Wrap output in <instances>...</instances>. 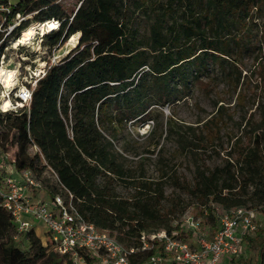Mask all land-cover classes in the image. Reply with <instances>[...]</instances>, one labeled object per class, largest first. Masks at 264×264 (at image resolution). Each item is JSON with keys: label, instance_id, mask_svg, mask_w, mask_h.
Listing matches in <instances>:
<instances>
[{"label": "trees", "instance_id": "1", "mask_svg": "<svg viewBox=\"0 0 264 264\" xmlns=\"http://www.w3.org/2000/svg\"><path fill=\"white\" fill-rule=\"evenodd\" d=\"M254 10H264V0H75L72 7L62 0H12L0 29V54L9 39L48 20L58 21L42 35L48 49L73 34L79 40L28 84V103L0 111V150L15 147L18 171L30 169L38 179L51 171L57 183L47 193H72L87 221L138 249L132 261L162 251L149 238L157 231L183 241L196 234L179 219L191 204L205 220V233L218 229L221 209L264 211V116L252 135L226 147L219 143L224 153L216 161L210 158L223 106L195 126L173 116L163 125L155 117L216 76L237 86ZM128 121H151L152 127L136 139L124 133ZM168 142L175 147L169 157ZM154 153L159 167L149 173L144 161ZM179 157L189 173L176 168ZM5 173L1 167L0 183ZM13 232L11 215L0 205V264H72L42 245L34 229L18 241ZM253 232L225 263L264 264V228ZM142 235L150 248L141 249Z\"/></svg>", "mask_w": 264, "mask_h": 264}, {"label": "built area", "instance_id": "2", "mask_svg": "<svg viewBox=\"0 0 264 264\" xmlns=\"http://www.w3.org/2000/svg\"><path fill=\"white\" fill-rule=\"evenodd\" d=\"M11 0H0V29L2 28L5 12H9ZM20 19L19 14L14 18L12 27ZM53 21L54 27L58 21ZM38 70L28 83L32 86L44 74ZM35 74V73H34ZM32 88L27 84L14 90V97L8 109L0 111H16L28 103ZM20 179L7 175L0 183V205L11 215L16 235L14 238L30 229H35V223L42 224L47 233V241L52 251L67 256L72 264H220L226 257L239 254L243 236L253 232L256 225L253 221V210L246 207H233L219 211V227L205 235L198 218L185 216L182 219L184 226L197 234V241L189 243L157 231L149 236L150 240H157L162 244V251L150 254L145 262L132 261L131 256L138 251L133 247H126L107 231L100 230L93 222L87 221L73 203V194L70 192L41 195L44 184L32 170L19 171ZM37 192L34 193V191ZM141 249L152 246L145 241L142 235Z\"/></svg>", "mask_w": 264, "mask_h": 264}, {"label": "rangeland", "instance_id": "3", "mask_svg": "<svg viewBox=\"0 0 264 264\" xmlns=\"http://www.w3.org/2000/svg\"><path fill=\"white\" fill-rule=\"evenodd\" d=\"M62 1L69 7L75 4V0ZM29 28L36 30L33 39H31L32 42L17 44L15 39H9L2 54H0V68L17 69L13 79L14 86L9 90L4 87L2 80H0V103H2V100H12L14 90L24 84H30L28 82L32 80L38 70H45L48 64L61 59L76 46L78 41V34H73L59 46L50 50L43 45L42 36L48 29L43 31L39 29L40 27L37 28L34 25ZM250 29L248 36L250 40L244 48L249 49V51L246 53L242 65L239 66L241 78L236 87L230 84L225 77L216 76L211 78L210 84L207 82L203 85L205 89L196 86L192 88L191 94L186 98L164 106L155 114L156 119L163 125H165L167 116H173L178 123L195 126L201 125L203 121L217 114L220 107L223 106L218 115L222 121L221 128L217 134L218 143L211 154L212 158H210L213 161L218 160L219 156L224 153L219 143L226 147L228 141L230 143L234 138L245 134L252 135L253 132H256L261 127V118L264 116V10H254V23L251 24ZM151 127V121L144 123L128 121L124 133L127 131L133 138L139 139V135H144ZM174 149L173 144L168 142L164 155L169 157ZM14 151L15 147L11 146H7L5 151L0 150V168L6 169L5 174L16 176L19 175V171L13 166ZM148 155L150 159L144 161V165L149 173H155L159 167L155 160L156 155L155 153ZM138 157L130 156L129 158L135 161ZM176 159L180 160L175 162L176 168H179V171L189 173L188 168L184 167V163L181 166V158ZM167 163L170 164L172 162ZM40 179L44 184V189L41 192L43 195L48 192L49 185L54 186L57 183L55 175L49 170L44 171ZM253 213V221L256 228H264V211L253 209ZM188 215L198 218L201 221V228L203 227L205 220L199 210L195 208V204L188 206L179 219H183ZM34 231L40 238L42 245H49L46 240L47 233L42 224L36 222ZM253 233L250 232L247 235H253ZM13 234L16 235V232H13ZM185 235V240L189 243H195L198 239L196 234L191 235V233H188ZM205 235L210 237L211 232L209 231ZM17 238H14L15 241L19 240H16ZM20 245L23 246V244ZM31 264H45V261L44 259H39ZM220 264L227 263L222 260Z\"/></svg>", "mask_w": 264, "mask_h": 264}, {"label": "bare ground", "instance_id": "4", "mask_svg": "<svg viewBox=\"0 0 264 264\" xmlns=\"http://www.w3.org/2000/svg\"><path fill=\"white\" fill-rule=\"evenodd\" d=\"M38 27H40L39 29H42L43 31L45 29L51 30L53 29L54 24H53V21L48 20V21H45L44 23H39L37 25V28ZM35 32L36 30L34 28H27L26 30L21 32L17 40L15 39L16 43L20 44V43L32 42L31 39H33ZM77 38H78V35H77ZM16 72H17V69L0 68V80H2L4 87H6L8 90L14 86L13 79H14V75ZM9 104H10L9 100H2L1 108L8 109Z\"/></svg>", "mask_w": 264, "mask_h": 264}, {"label": "crops", "instance_id": "5", "mask_svg": "<svg viewBox=\"0 0 264 264\" xmlns=\"http://www.w3.org/2000/svg\"><path fill=\"white\" fill-rule=\"evenodd\" d=\"M17 179H20V175H16L15 176ZM42 195V193H40Z\"/></svg>", "mask_w": 264, "mask_h": 264}, {"label": "water", "instance_id": "6", "mask_svg": "<svg viewBox=\"0 0 264 264\" xmlns=\"http://www.w3.org/2000/svg\"><path fill=\"white\" fill-rule=\"evenodd\" d=\"M77 40H79V35H78V38H77ZM78 42V41H77Z\"/></svg>", "mask_w": 264, "mask_h": 264}]
</instances>
